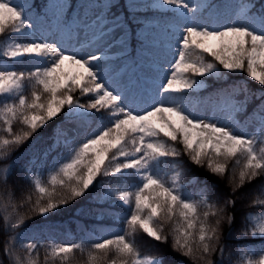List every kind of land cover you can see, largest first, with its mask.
<instances>
[{
	"label": "snow or ice",
	"instance_id": "6c2138e0",
	"mask_svg": "<svg viewBox=\"0 0 264 264\" xmlns=\"http://www.w3.org/2000/svg\"><path fill=\"white\" fill-rule=\"evenodd\" d=\"M231 7L211 0H46L40 6L28 0H0V36L9 34L0 44V57L13 62H0V121L7 134L0 136V159L65 109L69 121L94 119L96 128L79 144L71 129L54 131L42 155L61 148L66 152L48 169L47 186L41 182L40 168L25 170L38 194L33 210L47 216L104 177L117 183L102 188L97 199H116L128 211L122 234L90 246L87 237L79 243L19 239L23 234L15 230L24 217L16 211L10 191L8 202L0 203V220L4 231L14 233L4 248L13 264H37L32 254L38 257L39 248L45 252L44 264L50 259L64 264L76 251H87L91 264H169L162 255L141 256L131 239L140 230L167 241L168 235H162L166 225H171L174 249L193 264H225L227 245L220 228L225 221L230 226L234 222L235 216L225 213L235 201L226 200L220 207L209 203L207 184L199 200L189 198L177 166L173 164L169 179L160 163L181 155L177 145L194 164H206L214 174L228 173L233 162V193L264 174V148H257L258 141L264 142V99L251 134L233 126L247 97L238 104L230 94L221 96L212 104L211 116L189 99L192 90L203 87L197 77H221L223 72H244L264 88V5L259 15H250L255 5L242 3L228 22L219 23ZM25 60L37 66L16 70L15 64ZM26 87L31 88L30 97L24 94ZM77 91L87 103L73 95ZM217 112L226 113L227 121L218 120ZM17 122L27 130L14 131ZM10 172V165L0 169V182L7 184ZM260 192L264 195V186ZM253 204L264 205V200L257 198ZM201 207L209 211L201 214ZM245 221L242 235L264 237V214L249 213ZM18 239L26 250L24 260L16 253ZM237 251L242 264H264V254L253 258L254 249Z\"/></svg>",
	"mask_w": 264,
	"mask_h": 264
},
{
	"label": "trees",
	"instance_id": "16d2710c",
	"mask_svg": "<svg viewBox=\"0 0 264 264\" xmlns=\"http://www.w3.org/2000/svg\"><path fill=\"white\" fill-rule=\"evenodd\" d=\"M246 2H252L253 0H245ZM46 3V0L36 1V5L40 6ZM162 20H167L163 18ZM7 41L6 35L0 37V44ZM0 61H7L8 64L13 62L7 60L4 57H0ZM37 66V65H36ZM35 66H31L28 60L24 63H16V70H33ZM208 82L214 83L216 85H221L227 89L230 85L239 86L235 91L231 92L229 90L224 91L225 94H230L236 97V102L241 104V102L246 103L241 104V113L246 121H249V114L257 115L259 109L258 106L261 105V100L264 99V88L259 86L256 82L252 81L247 77L244 72H226V75L221 77L208 76ZM247 88L248 92L245 93L243 88ZM31 88H25V95L30 97ZM79 97L81 101H84L85 97L81 94L76 96ZM259 97L260 99H257ZM67 110L61 112L55 119L49 121L43 128L37 130L28 140L20 144L19 146H13L11 150V155L6 159H0V169L5 165L11 166V172L8 177V183L4 184L0 182V203H7L9 200V192L11 191L13 203L16 205V211L24 217V222L16 229V233L25 234L24 232L30 228L43 224L48 221H55L60 219H85L88 226L96 230V226L104 224L106 227L111 228V234H106L104 239L111 238L113 234H122V230L126 228V223L124 217L128 214L127 208L117 205L109 204V200H103L100 202L95 194L98 192L96 190V185H94L90 190H88L82 197L76 198L75 200L68 203L66 206H62L47 216H40L36 211L33 210L35 201L37 199V193L34 192L33 184L29 179L25 178V170L30 167H38L42 170L43 175L41 176V182L46 184L48 169L53 165L57 164V158L63 159L62 154L58 152H52L49 155H42L50 144V133L55 129L58 121L66 116ZM244 123V119L242 120ZM22 126L19 122L14 123L13 130L19 131ZM3 122L0 121V136H6L7 134L2 131ZM24 130H27L24 127ZM42 146V151L38 148ZM181 151L179 157H168V163L160 164V168L163 172L170 171L169 164L172 162V158H175L176 164L182 169V176L184 180L190 179L192 176H197L199 178V183L205 181L210 187L209 203L215 202L218 207L224 206L226 200H234V207L229 205L226 208L225 215H234L235 220L230 226L227 221L223 222L220 228V235L222 242L227 245L225 249V264H242V261L238 255L239 250L254 249L256 254L253 257L258 259L259 255L264 254V237L253 236L251 234L242 235L246 221L245 217L252 213L254 215L264 214V205L253 204V201L257 198L264 200V195H261L260 189L264 186V174L256 178L251 182H245V184L236 189L233 193V184L230 183L229 177L231 176V169L233 167V162H229V172L225 173L223 176L212 173L207 165H196L188 157L187 154L183 153L182 145H177ZM257 148H264V142H257ZM163 164L165 166H163ZM173 162L170 164V166ZM163 166V167H162ZM34 178V177H33ZM102 177L98 178L100 181ZM62 189L57 188V192H62ZM186 191V190H185ZM31 195V200H27V197ZM46 203L42 201V204ZM9 212L12 211L11 208L8 209ZM209 209L201 207L200 213L203 214ZM2 215V213H0ZM102 217L101 220L95 221L96 217ZM209 221L214 223L215 217H209ZM171 225L165 226V232L162 235H168L167 241H157L154 238L149 237L146 233L138 230L134 237L136 246L138 247L141 256L151 255V256H164L169 264H193V261L184 256L179 249H174L173 240L171 235H169ZM32 233V232H31ZM96 233L100 234V231L96 230ZM12 232H6L2 226V220H0V261L3 264H13V261L4 254L5 242L8 240ZM34 240H43L44 238H38L35 236H30ZM21 239V237L19 238ZM19 239L16 242V253L21 257L22 260L26 258V250L20 248ZM100 240V239H99ZM99 240L88 241L90 246L91 243L99 242ZM81 239H78L75 243H79ZM39 256H36L34 252L32 257L37 260V264H44L45 252L43 248L37 250ZM218 252L214 254L213 258L218 256ZM111 256V254H110ZM48 264H62L59 259L49 260ZM64 264H91L88 259L87 251L80 252L76 251L71 259ZM102 264V262H101Z\"/></svg>",
	"mask_w": 264,
	"mask_h": 264
},
{
	"label": "rangeland",
	"instance_id": "374dc122",
	"mask_svg": "<svg viewBox=\"0 0 264 264\" xmlns=\"http://www.w3.org/2000/svg\"><path fill=\"white\" fill-rule=\"evenodd\" d=\"M129 50H130V49H129ZM209 59L211 60L212 58L209 57ZM224 73H226V72H224ZM203 86H204V85H203ZM202 88H203V87L198 88L197 90H200V89H202ZM73 95L76 97V96L80 95V93L77 91V92L73 93ZM212 104H213V103H212L211 101L198 102V105H199L201 111H202V112H206L209 116L212 115V108H211ZM223 114H224V113L217 112V113H216V118H217L218 120H221ZM226 121H227V120H226ZM226 121H225V122H226ZM234 121H235V122H238V118H237L236 115H234ZM236 124H237V123H234L233 126L235 127ZM85 127H86V123H83V124H82V123H79L78 125H76V124H74V123L71 122V121H69V122L67 121V122H64V123L62 124V129H71V131H72V132H75L76 134H79V132H80L82 129H84ZM116 183H117V181H116L115 179H113V178H106V180H105V182H104V184H103L102 186L107 187L109 184L116 185ZM96 190H97V189H96Z\"/></svg>",
	"mask_w": 264,
	"mask_h": 264
}]
</instances>
